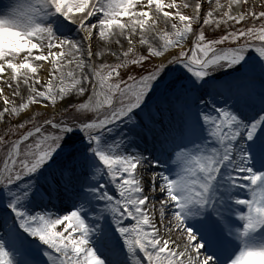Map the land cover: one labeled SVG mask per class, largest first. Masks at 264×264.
<instances>
[{"label": "snow or ice", "instance_id": "6c2138e0", "mask_svg": "<svg viewBox=\"0 0 264 264\" xmlns=\"http://www.w3.org/2000/svg\"><path fill=\"white\" fill-rule=\"evenodd\" d=\"M0 264H264V0H0Z\"/></svg>", "mask_w": 264, "mask_h": 264}]
</instances>
